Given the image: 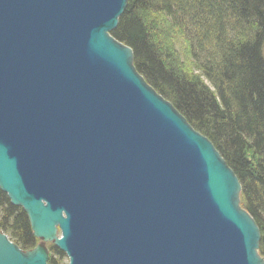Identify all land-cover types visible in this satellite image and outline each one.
Listing matches in <instances>:
<instances>
[{
    "label": "water",
    "instance_id": "obj_1",
    "mask_svg": "<svg viewBox=\"0 0 264 264\" xmlns=\"http://www.w3.org/2000/svg\"><path fill=\"white\" fill-rule=\"evenodd\" d=\"M126 4L0 0V191L68 264H264L234 173L110 36Z\"/></svg>",
    "mask_w": 264,
    "mask_h": 264
},
{
    "label": "trees",
    "instance_id": "obj_2",
    "mask_svg": "<svg viewBox=\"0 0 264 264\" xmlns=\"http://www.w3.org/2000/svg\"><path fill=\"white\" fill-rule=\"evenodd\" d=\"M110 36L234 173L264 260V0H127ZM0 233L22 252L38 242L1 191Z\"/></svg>",
    "mask_w": 264,
    "mask_h": 264
},
{
    "label": "rangeland",
    "instance_id": "obj_3",
    "mask_svg": "<svg viewBox=\"0 0 264 264\" xmlns=\"http://www.w3.org/2000/svg\"><path fill=\"white\" fill-rule=\"evenodd\" d=\"M176 48L178 49V52L176 54L177 58H180L181 56L184 57V52H183L184 50L181 47V43L177 42ZM261 53H262V57L264 60V44L262 46ZM56 237H59V232H57ZM49 243H51V242H49ZM37 244L43 246L46 250L48 248V245L46 243L41 242V240L40 241L38 240ZM48 259H49V257H48ZM50 260H52V263H55V264H68V260L66 257L60 258V259L59 258H53V259L51 258Z\"/></svg>",
    "mask_w": 264,
    "mask_h": 264
},
{
    "label": "flooded vegetation",
    "instance_id": "obj_4",
    "mask_svg": "<svg viewBox=\"0 0 264 264\" xmlns=\"http://www.w3.org/2000/svg\"><path fill=\"white\" fill-rule=\"evenodd\" d=\"M36 239V238H35ZM37 240V239H36ZM38 241V240H37ZM48 245V248H47V252H48V261H47V264H55V263H52V260H50L51 258H64L66 257L65 254L61 253L56 247H54L51 243H46ZM38 245V244H37ZM36 245V246H37ZM54 249V250H53ZM67 258V257H66ZM68 260V259H67Z\"/></svg>",
    "mask_w": 264,
    "mask_h": 264
},
{
    "label": "bare ground",
    "instance_id": "obj_5",
    "mask_svg": "<svg viewBox=\"0 0 264 264\" xmlns=\"http://www.w3.org/2000/svg\"><path fill=\"white\" fill-rule=\"evenodd\" d=\"M4 246L2 244H0V248H3Z\"/></svg>",
    "mask_w": 264,
    "mask_h": 264
}]
</instances>
